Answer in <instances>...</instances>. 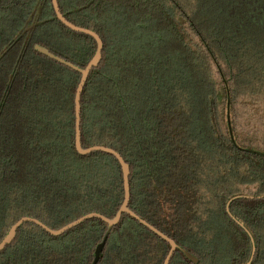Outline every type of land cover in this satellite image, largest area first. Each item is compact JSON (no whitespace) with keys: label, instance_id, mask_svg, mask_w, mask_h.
Masks as SVG:
<instances>
[{"label":"trees","instance_id":"16d2710c","mask_svg":"<svg viewBox=\"0 0 264 264\" xmlns=\"http://www.w3.org/2000/svg\"><path fill=\"white\" fill-rule=\"evenodd\" d=\"M97 32L102 60L82 93V146L119 151L129 207L198 257L264 264V0H58ZM81 67L96 40L52 0H0V241L23 216L54 229L124 200L118 159L75 145ZM108 223L60 235L24 222L0 264H92ZM170 244L128 213L98 264H164Z\"/></svg>","mask_w":264,"mask_h":264},{"label":"water","instance_id":"95a60500","mask_svg":"<svg viewBox=\"0 0 264 264\" xmlns=\"http://www.w3.org/2000/svg\"><path fill=\"white\" fill-rule=\"evenodd\" d=\"M52 3H53V7H54L55 13L57 15V18L61 22H63L70 29H72L76 32L88 34L96 40V42H97L96 52H95L94 56L92 57V59L88 62L87 66L81 67V66H78L77 64H74V63L70 62L69 60H67V59H65L59 55H56L55 53L51 52L48 48H46L40 44H37L35 46V48L40 53H43V54L49 56L50 58L55 59V60L59 61L60 63L67 65L70 68L81 73V79H80L79 84L77 86L76 95H75V118H76L75 145H76V149L82 155H87L93 151H103V152L114 155L118 159V161L120 162L121 168H122V173H123V182H124V190H125L124 200H123V203H122L120 209L118 210V212L116 213V215L113 218H109V217L105 216L104 214H102L100 212H96V211L95 212H89V213H86V214L80 216L79 218L69 222L68 224H66L63 227L58 228V229L51 228L45 222H43L42 220H40L36 217L23 216L10 227V229L8 230V232L6 233L4 238L0 241V252L3 251L8 245H10L15 240V238L17 236L18 229L20 228V226L24 222H33V223L37 224L38 226H40L41 228H43L48 233L57 236V235L63 234L67 230L77 226L78 224L82 223L85 220H88L90 218H100L103 221L108 223V229L104 235L103 240L97 245L95 252H94V259H93L92 264H98V262L101 258L103 249L106 245V242L109 238V235H110L113 227L116 226L120 222L123 213H128L133 218L137 219L143 225H145L146 227L151 229L153 232H155L157 235H159L160 237L165 239L167 242H169L171 247H170V251H169V253H168V255L164 261V264H170L171 258L177 249H180L189 260H191L194 263H198L199 262L198 257L195 256L192 252H190L189 250L180 246L179 243L176 242L173 238L166 235L164 232L159 230L157 227L152 225L146 219H144L143 217L138 215L136 212H134L132 209H130L129 203H130V198H131V185H130L129 179H130L131 168H130L129 163H127L125 158L122 156V154L110 146H105V145H101V144H96V145L90 146L88 148H84L82 146V130H81V125H82V105H81L82 93H83L85 84L88 80V77L90 75L91 70L94 67L99 66V64L102 60V51H103L104 43H103V40L100 37V35L97 32H95L94 30L86 28V27L78 26V25L72 23L71 21H69L61 12L58 0H52ZM251 239H252V243H253V249H252V254H251L249 264H251L252 260L254 259L255 253H256V247L254 245L255 242H254V238L252 235H251Z\"/></svg>","mask_w":264,"mask_h":264}]
</instances>
